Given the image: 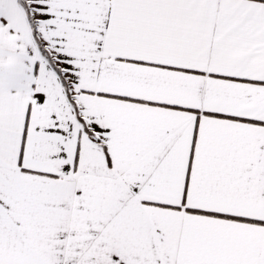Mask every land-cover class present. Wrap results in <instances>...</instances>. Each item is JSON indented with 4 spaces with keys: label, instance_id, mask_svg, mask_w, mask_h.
Segmentation results:
<instances>
[{
    "label": "snow or ice",
    "instance_id": "obj_1",
    "mask_svg": "<svg viewBox=\"0 0 264 264\" xmlns=\"http://www.w3.org/2000/svg\"><path fill=\"white\" fill-rule=\"evenodd\" d=\"M0 264H264V0H0Z\"/></svg>",
    "mask_w": 264,
    "mask_h": 264
}]
</instances>
